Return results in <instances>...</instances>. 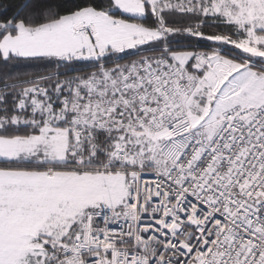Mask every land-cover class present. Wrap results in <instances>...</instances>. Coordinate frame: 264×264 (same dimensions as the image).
<instances>
[{
  "label": "snow or ice",
  "instance_id": "obj_1",
  "mask_svg": "<svg viewBox=\"0 0 264 264\" xmlns=\"http://www.w3.org/2000/svg\"><path fill=\"white\" fill-rule=\"evenodd\" d=\"M0 264H264V0L4 8Z\"/></svg>",
  "mask_w": 264,
  "mask_h": 264
},
{
  "label": "trees",
  "instance_id": "obj_2",
  "mask_svg": "<svg viewBox=\"0 0 264 264\" xmlns=\"http://www.w3.org/2000/svg\"><path fill=\"white\" fill-rule=\"evenodd\" d=\"M13 3V0H0V12Z\"/></svg>",
  "mask_w": 264,
  "mask_h": 264
}]
</instances>
